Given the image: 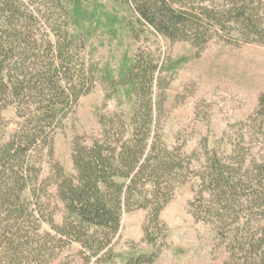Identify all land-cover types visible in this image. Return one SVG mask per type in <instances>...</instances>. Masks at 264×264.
<instances>
[{
  "label": "rangeland",
  "instance_id": "1",
  "mask_svg": "<svg viewBox=\"0 0 264 264\" xmlns=\"http://www.w3.org/2000/svg\"><path fill=\"white\" fill-rule=\"evenodd\" d=\"M154 1L198 12L202 7H228V0ZM247 1H260L264 13V0ZM10 5H14L11 19L8 8L1 13ZM0 17L3 29L16 27L31 36L33 44L18 48L15 59L34 69L46 68L56 62V42L66 33L75 42L74 66L84 68L86 83L81 89L93 81L92 89L67 108L54 134V159L45 153L37 158L41 172L37 181H29L36 197L27 192L21 199L14 197L19 208L13 213L11 206L0 207V264H139L140 257L150 254H155L154 259L140 264H248L255 250L264 249L261 241L246 252L229 234L237 227L239 238L264 233V207L245 201L254 189L252 182L238 188L235 206L226 204L223 224L216 210L221 200L203 184L213 160L242 170L264 163V105L260 107L264 42L237 40L229 24L217 28L209 22L204 24L209 35L202 49L188 39L172 40L142 18L136 0H11L7 6L0 0ZM138 54L150 55L159 64L162 90L158 93L163 92L164 103L157 130L167 147L184 157L186 181L174 190L160 213V223H149L154 242L145 233L149 210L125 211L113 242L91 258L80 242L57 234L48 222L53 219L62 225L69 216L55 183L57 162L67 175H75V142L90 144L99 137L102 117H121L130 135L135 100L123 78ZM1 99L0 144L20 120ZM111 124L114 131L119 129L116 120ZM244 226L249 231L241 230ZM18 242V253L11 252Z\"/></svg>",
  "mask_w": 264,
  "mask_h": 264
},
{
  "label": "trees",
  "instance_id": "2",
  "mask_svg": "<svg viewBox=\"0 0 264 264\" xmlns=\"http://www.w3.org/2000/svg\"><path fill=\"white\" fill-rule=\"evenodd\" d=\"M5 1L7 6L11 0ZM254 2L228 0V7L225 5L216 10L202 7L198 12L166 1L136 0V8L159 34L172 40L188 39L202 49L209 35L208 29L204 28L206 22L217 28L229 24L235 30L233 38L237 40L264 42V13L260 11V1ZM13 6L1 8V13L8 8V18L11 19ZM61 38L54 48L56 62L38 70L26 65L23 59H15L18 48L33 44L31 36L19 33L16 27L11 30V27L3 29L0 25V98L6 108L12 106L20 119L16 130L0 144V207L11 206V213L19 208L14 197L21 199L23 192L36 197V190L32 192L29 181H37L41 172L36 167L38 156L45 153L54 159V134L67 116V108H73L80 96L93 86L91 80L89 87L81 89L86 81L84 68L73 64L75 42L66 33ZM48 44L51 45V41ZM159 72V64L152 56L138 54L123 78L135 100L130 135L121 117H102L99 137L90 144L75 142L73 164L76 174L67 175L57 162L58 179L55 183L69 216L62 225L53 219L47 220L57 234L80 242L91 258L113 242L125 211L149 210L145 233L146 239L154 242L150 238L149 223H160L161 211L171 200L176 187L186 181L184 157L168 148L157 130L158 113L164 103L163 92L158 93L159 88L162 90ZM263 105L264 94L260 107ZM114 120L119 127L115 131L111 124ZM208 173L203 176V184H207L221 200L216 209L221 224L225 222L227 207L235 206L239 200L238 188L249 180L254 189L245 201L255 207H264V163L242 170V166L235 169L213 160ZM21 207L26 210L24 205ZM221 230L225 232L226 228ZM238 232L239 227L231 229L229 234L232 240L243 244L240 248L244 250L264 241V233L239 238ZM18 244L20 242L11 252L18 253ZM154 256L143 255L138 262H150ZM251 258L248 264H264V249L255 250Z\"/></svg>",
  "mask_w": 264,
  "mask_h": 264
}]
</instances>
